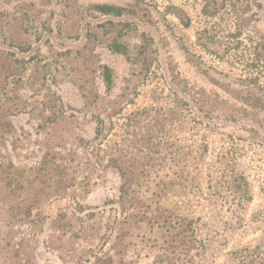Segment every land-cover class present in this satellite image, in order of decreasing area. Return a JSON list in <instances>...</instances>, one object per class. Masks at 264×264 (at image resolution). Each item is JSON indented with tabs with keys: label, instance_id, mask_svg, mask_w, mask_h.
Masks as SVG:
<instances>
[{
	"label": "rangeland",
	"instance_id": "1",
	"mask_svg": "<svg viewBox=\"0 0 264 264\" xmlns=\"http://www.w3.org/2000/svg\"><path fill=\"white\" fill-rule=\"evenodd\" d=\"M96 116L105 173L85 204L151 173L128 261L264 264V0H0V142H88Z\"/></svg>",
	"mask_w": 264,
	"mask_h": 264
},
{
	"label": "trees",
	"instance_id": "2",
	"mask_svg": "<svg viewBox=\"0 0 264 264\" xmlns=\"http://www.w3.org/2000/svg\"><path fill=\"white\" fill-rule=\"evenodd\" d=\"M184 95L192 99L191 94ZM96 117L95 137L88 142L74 133L59 140L44 139L34 151L25 137L9 135L10 141L0 142L1 264H39L35 254L39 248L59 253L61 264H132L128 261L132 222L148 216L145 205H136L142 188L134 189V179L148 182L151 173L119 172L124 183L117 201L110 199L94 207L85 204L83 200L100 185L105 173L100 139L105 131L101 116ZM9 143L14 152H25L21 159L6 152L4 145ZM127 157L125 163L130 162ZM117 160L112 158L110 163ZM59 201L65 205L55 215L46 213Z\"/></svg>",
	"mask_w": 264,
	"mask_h": 264
}]
</instances>
